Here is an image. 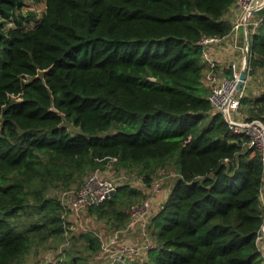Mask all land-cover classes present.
<instances>
[{
	"label": "trees",
	"instance_id": "1",
	"mask_svg": "<svg viewBox=\"0 0 264 264\" xmlns=\"http://www.w3.org/2000/svg\"><path fill=\"white\" fill-rule=\"evenodd\" d=\"M28 1L0 0V264L66 232L51 187L111 162L148 184L159 168L179 171L147 264H264V156L214 111L199 44L231 33L237 0H33L41 16L22 13ZM259 14L250 77L264 70ZM248 101L247 120L264 122V92ZM139 194L122 185L90 212L121 228Z\"/></svg>",
	"mask_w": 264,
	"mask_h": 264
},
{
	"label": "built area",
	"instance_id": "2",
	"mask_svg": "<svg viewBox=\"0 0 264 264\" xmlns=\"http://www.w3.org/2000/svg\"><path fill=\"white\" fill-rule=\"evenodd\" d=\"M262 3L263 0H237L236 5L242 11V15L234 23L231 33L225 37L205 36L200 40L199 44L203 48V62L207 67L204 83L210 90L209 100L212 102L214 111L220 112L224 116L227 113L226 120L233 133L249 136L251 139L250 146L260 148L264 156V122L261 120L249 121L240 112L241 99L244 96L242 91L232 100L230 107L227 109L231 95L240 80L241 72L246 66V55L249 53L250 39L247 38L242 47L235 45V47L242 50L245 57L242 64L234 59L229 60L228 67L232 71L231 78L220 75L218 65L212 56L213 48L216 45L234 43L232 39L236 38L235 36L241 27H251L253 32L256 31L262 18L254 20L253 11L260 7ZM131 180L125 173L117 176H104L99 171L89 173L78 188L66 190L60 196L64 207V214L70 213L78 220L86 211L104 203L116 194L122 185L127 184V181L130 182ZM161 181L162 179H155L152 182V193L159 194L162 192L163 181ZM128 214L130 218L126 226L113 232L107 240H103L100 237L102 252L110 253L115 258L112 264H119L117 260L123 262L125 257H129L133 261L141 258L143 255L145 258L149 257L150 251L159 247L155 236L150 234V225L153 219L150 203L145 201L144 203L141 202L138 205H133L128 210ZM129 237H137L138 241H130L128 240ZM260 237H264V233Z\"/></svg>",
	"mask_w": 264,
	"mask_h": 264
},
{
	"label": "rangeland",
	"instance_id": "3",
	"mask_svg": "<svg viewBox=\"0 0 264 264\" xmlns=\"http://www.w3.org/2000/svg\"><path fill=\"white\" fill-rule=\"evenodd\" d=\"M44 10L45 5L42 1L31 0L27 2V5L23 8L22 13L27 14L28 12H35L38 14V16H41ZM8 25H13V23L10 22ZM247 81L248 83L245 84L247 88L245 87L244 94V97L247 99L257 98L262 92H264V70H259L256 75ZM250 108L251 103L249 101L241 104L240 112L245 118L249 116ZM70 130L77 132L76 129L72 127H70ZM95 171L101 172L104 176H117L121 173H125L132 180L130 182L127 181V184L124 185H130L131 187H135L136 189L142 191L143 194H139L136 197L137 199H135L133 203H131L129 207L126 208L127 214L130 207L133 205H138L141 202L144 203L145 201L150 203L153 215L156 213V211H160L163 207V205L161 206V202L167 197L168 192L172 188L175 180L179 177V171L173 163L169 164L165 168H159L156 173H154L151 184L155 179H162V192L159 194H154L151 192L152 185L146 183L144 177L141 176V174L129 169L118 167L116 166L115 162H111L107 164L105 168ZM90 172L80 177L78 179L79 182H74L72 186H70V189L78 188V186L83 183L84 179ZM66 190L69 189L62 186H53L50 188L49 195L51 197L60 198V196H62ZM159 196L162 197H160V200H157V198L159 199ZM64 213L65 212L63 211L62 217L64 216L63 220L65 221V225L67 227L66 232L60 237H54L46 242H40L39 244L37 243L38 245L34 244L33 248L24 258L23 264H73V261L77 259L82 260V262H87V264H112L113 261H115L114 256H112L110 253L102 252V249L99 252H94L90 248L88 241L85 240L82 235L85 233H92L99 239L102 237L103 240H107L113 234V232L117 231L118 229H122L124 226L121 228L112 226L114 222L113 219H109L108 217L100 218L98 215L90 212V210L86 211V213L78 220L70 213ZM36 218L38 219L37 215ZM32 223V218L27 215H23L21 220V225H23V228L29 227ZM150 226V234L152 235L154 232L153 223H151ZM136 238L137 237H129L128 240L137 242L138 240ZM259 245L264 252V237H260ZM148 260V257L145 258L143 255L141 258L134 261L129 257H125L123 262L120 260H117V262L119 264H147Z\"/></svg>",
	"mask_w": 264,
	"mask_h": 264
},
{
	"label": "crops",
	"instance_id": "4",
	"mask_svg": "<svg viewBox=\"0 0 264 264\" xmlns=\"http://www.w3.org/2000/svg\"><path fill=\"white\" fill-rule=\"evenodd\" d=\"M259 13L260 12H254V14H253L254 20L260 18ZM241 15H242V11L239 9V7L235 3L230 8L229 12L226 15V18L231 20V22L234 24ZM252 32H253L252 29L250 31V27L248 28V27L243 26L239 29V32L235 36L236 38L232 39L234 43H227V44L225 43V44H221V45H216L213 48L212 56L218 65V71L220 72L221 76L228 77V73L231 71V69L228 67L229 60L234 59V60H237L238 63L242 64V61L245 57V54L242 52V50L240 48L235 47V45L238 47H242L245 44L247 38H249L251 41ZM250 78H252V77L249 76L248 79H250ZM247 83H248V81H247ZM245 87H246V85H244V87L242 89L243 95L245 94ZM171 189L168 192L167 197L164 198V200L161 202V206L164 205V203L166 202V200H167V198L171 192ZM160 197H162V196H159V199L157 198V200H160ZM158 212L159 211H156V213H154L153 217ZM148 259H149V257H148Z\"/></svg>",
	"mask_w": 264,
	"mask_h": 264
},
{
	"label": "water",
	"instance_id": "5",
	"mask_svg": "<svg viewBox=\"0 0 264 264\" xmlns=\"http://www.w3.org/2000/svg\"><path fill=\"white\" fill-rule=\"evenodd\" d=\"M264 9V0H263V3L261 4L260 7L256 8L253 12H261L262 10ZM248 63H249V53H247L246 55V66L245 68L242 70L241 72V76H240V80L238 82V85L236 87V89L234 90L233 94L231 95V98L227 104V109L230 107L231 103H232V100L234 98H236L240 92L242 91L243 87H244V84L245 82L247 81L248 79V75H249V72H248ZM152 80H156L155 78H152ZM228 116L227 113H225V118Z\"/></svg>",
	"mask_w": 264,
	"mask_h": 264
}]
</instances>
